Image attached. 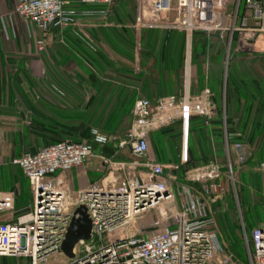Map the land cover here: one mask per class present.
<instances>
[{"label":"built area","instance_id":"2783aa9c","mask_svg":"<svg viewBox=\"0 0 264 264\" xmlns=\"http://www.w3.org/2000/svg\"><path fill=\"white\" fill-rule=\"evenodd\" d=\"M119 1L16 0L14 13L45 33L63 28L78 15L72 5L114 6ZM153 6L159 12L176 11L177 20L169 26L184 32L190 42L195 32H220L228 60L234 46L244 55L264 53V0H155ZM37 47L40 51L45 48L44 39L38 40ZM210 95L211 88L205 87L194 99L187 81L182 94L156 101L138 98L132 108L131 124L123 135L92 130L98 144L129 147L140 159L115 162L102 156L103 164L123 172L130 166H142L146 175L141 174L140 179L134 176L122 182H96L78 191L67 187L62 174L84 166L96 155L93 146L83 141L55 142L38 149L36 154L14 156L11 163L21 168L32 184L34 198L28 212L16 221L0 220V257L51 264L50 258L62 251L75 211L85 206L92 220L91 238L80 240L74 257L65 264H264V225L255 228L250 237L245 236L251 249L249 262H242L220 237L211 215V205L219 195L205 197L191 187L183 191L182 208L166 218L171 223L167 221L159 227L161 222L156 220L153 231H127L135 219L174 196L165 176L168 166L148 156L149 132L177 121H182L187 129L193 114L211 117L214 103ZM237 150L243 161L245 147L238 144ZM220 172L219 164L214 163L208 171L189 179L209 180L212 183L207 187L211 190H224ZM11 211H15L14 192L0 190V214Z\"/></svg>","mask_w":264,"mask_h":264},{"label":"crops","instance_id":"0c3cea01","mask_svg":"<svg viewBox=\"0 0 264 264\" xmlns=\"http://www.w3.org/2000/svg\"><path fill=\"white\" fill-rule=\"evenodd\" d=\"M122 1L114 6L72 5L78 15L73 16L63 28L43 33L15 16L16 0H0V166L6 164V159L11 161L13 156L30 152L32 147L38 150L47 146L46 140L52 138L53 132L50 131L59 133L54 128L38 129L40 123L84 121L86 111L92 122L102 123L101 107L121 108L114 123L128 122L126 118H130V108L138 98L156 101L171 94H182L187 81L193 98L200 96L203 88L197 72L192 71V75L188 72V64L194 60L192 43L196 38L193 35L190 42L184 32L169 26L177 20L176 11H156L153 6L155 0H138L140 6H121ZM39 39H44L46 44L45 58L49 64L44 74L46 82L26 84L20 81L21 62H29V74L36 79L43 78L44 67L38 66L37 60ZM68 59L76 61L71 68L75 69L76 75L84 77V81H69V72L63 71V67L69 66L64 62ZM87 78L93 82H88ZM243 102L236 105L235 113L245 108ZM257 106L254 105L252 121L251 116L248 120L252 123V136L244 134L246 142L243 143L248 152L259 160L264 156V107L260 104L257 110ZM25 122L32 129L29 135L25 132ZM177 123L168 126L165 131L149 132L150 158L164 165L179 166L186 163L190 156L195 157V149H190V132L185 125L184 131H181ZM33 125H36L34 129L31 128ZM175 137L179 140L178 155L176 150H172L171 156L167 153L160 155L157 146H152L155 143L159 148L168 150L169 140ZM212 139L213 136L211 142ZM233 151L236 155L234 148ZM95 154L84 166L62 174L67 187L78 191L102 180L118 179L103 164L102 156H110ZM137 160L140 159L136 157L132 162ZM137 166H130L128 170L132 174L137 170L143 171L145 176V169ZM202 167L208 166L203 164L193 170ZM79 178H84L85 184L80 185ZM172 181L175 185L179 184L176 192H181L180 185L183 191L189 187ZM225 199H222L223 205L217 208L218 214L228 209ZM183 204L184 200L181 207ZM29 207L26 209L29 210ZM259 223V226L264 225V219ZM218 233L225 240L220 230Z\"/></svg>","mask_w":264,"mask_h":264},{"label":"rangeland","instance_id":"374dc122","mask_svg":"<svg viewBox=\"0 0 264 264\" xmlns=\"http://www.w3.org/2000/svg\"><path fill=\"white\" fill-rule=\"evenodd\" d=\"M122 2L123 3H121L122 4L121 6H140L138 0H124ZM15 16L23 20L18 15H15ZM40 33L43 34L42 32ZM200 36L201 35H199V37ZM196 37L198 38V35ZM193 43H192V46L194 48L193 55H195V48L196 50L198 49L199 43H197V40ZM235 49H236V46H234V50L232 52L233 54H237L240 56H249L246 58V61L244 63H240V66H239L240 71L244 74L245 73L250 74V76L253 79L256 78V79H260L261 81H264V58H255L257 55L264 56V53H254L250 55H244L240 52H237L236 51L237 49L236 50ZM37 54L39 56L38 57L39 59H37L39 60L38 66L41 65L42 67H44L43 68L44 73L42 76L43 78L37 77L36 79L34 76H32V74H29L30 73L29 71L30 65L28 64L29 62H24V63L21 62V66H20V71L22 72L21 78L23 82L26 84L28 83H43L44 84L46 82V76L44 74L46 71L45 69L48 68V65H49L48 61L45 58L46 44H45V48L42 51H40L37 48ZM194 61L195 60L192 61V64L191 63L188 64V72H190V74L194 70L197 72L199 82L201 84V88L203 89L205 87L211 88L212 85L214 86V88H217L216 81L212 80V74H211L212 66H209V65L207 66L206 64H201V65L195 64ZM64 62L65 64L68 63L69 66H67L68 68L63 67V71L67 70V72H69L68 74L71 77H73V78L69 77L70 82L76 81V79L77 80L79 79L78 81H81V82L82 80L84 81V77L76 75L75 69L71 68L72 65L73 66L76 65L75 60L68 59ZM231 65H229V60L227 56H225L224 61L221 63V66L223 68V79H222V85L220 84L221 85L220 92L224 90L223 94H226L225 85L227 84V75H228L227 73H228V70H230L229 68H231ZM56 78H59V77H56ZM247 78L250 79L249 77ZM87 81L93 82V80L89 78H87ZM192 86L193 85H191V88ZM263 86H264V82H263ZM41 93L46 94L45 91H41ZM221 95L222 94H220V96ZM132 108H130L131 112L129 111L128 113L130 115V118L129 117L126 118L128 119V122L125 121L119 126V128H117L116 123L112 124V123H107V122H104V123L102 122L101 124H98L94 127L99 126L100 128L106 130L107 132L113 133V134H124L131 124ZM245 108L244 107L240 108V111L242 110V112L240 113L239 111L238 112L239 115L245 112L246 110ZM88 114L89 113L86 111V115H85L86 118H88L87 117ZM23 120H24V117H23ZM199 121L200 120L198 119L191 118L189 119L188 125H187V129L190 132V139H191L190 149L192 150V148H194L195 151H197L196 147L198 144L197 143L198 142L197 140L198 131L197 130H199V127H202V124ZM43 123L38 124V126L45 128V129L51 128L49 125L46 126V123L44 124ZM177 125H179L178 128H180L181 131H184V123L182 121H178ZM24 126L26 127L25 129L26 134L28 135L31 134L32 129H29L30 126H28L26 122L24 123ZM35 127L36 125L31 126V128L33 129ZM167 127H164L162 129H164L165 131L166 130L165 128ZM206 130L211 131L210 127H208V129ZM226 132L227 131H226V126H225L224 135L217 136V137L213 136V139H212L213 144H215L216 146L215 151H213L214 156L212 157V161L217 162L220 165V168H221L220 173L222 176V183L224 186V190L218 187L211 190L210 186L207 187L208 183L209 185L212 183L209 180L207 181L204 179H201V180L189 179L190 177L197 178V176L201 175L204 170L208 171L209 170V167H207L208 164L204 165V167H207V168L202 167L201 169H195V170L190 171L187 175L189 176L187 177V181L197 182V183L200 182L199 185L205 197H209V195L210 196L219 195V198L217 199V201L212 203V208L215 211V217H216V229L218 230L219 228L221 233L225 235L224 237H225V240L227 241L228 249L230 250V252L233 253L234 256H236L242 262L248 263L249 257H250L249 251L251 248L249 249V246L246 245L245 236L246 235L249 236L251 231L255 227L260 225L259 221L264 219V164H263L264 156H262L263 158H260L261 160L260 159L258 160V158H256V156H254L252 153H249L247 149L244 160L243 161L239 160L236 145L238 144L237 142H239L240 140L236 141L235 139H233L234 143L232 145H227L228 143H226L227 140L225 139ZM178 142L179 140L176 137L175 139L169 140V147L171 151L170 149H168V145H167L168 150H165L162 147L159 148V146L156 145L155 143L154 144L152 143V146L153 147L157 146L156 148L160 150L159 151L160 155L169 154L171 156L172 150L173 151L176 150L175 153L176 155H178V153H180ZM242 142L245 143L246 141L242 139ZM111 145L115 146L113 144ZM176 147H178V149H176ZM233 148L237 156L233 154L234 152ZM119 152H120V156H117L116 158H112L115 162L126 161L130 163L136 160V157L132 154L129 147L122 148ZM176 160H178V157L176 158ZM137 161L139 162L140 160H137ZM5 163H6L5 165L0 166V190L14 192L15 211L5 212V213L0 214L1 221L13 219L14 217L17 216L15 212L19 211V209H21L22 207H25V210L24 209L23 211L21 210L22 211L21 213L23 214L27 213L28 210H26V207L31 206V204L33 203V198H34L33 186L30 183V181L26 178L23 171L19 167L13 165L10 159H6ZM229 164L231 165V168ZM110 169L111 168L108 169L109 172L111 173L113 172L114 176L118 178L116 180L117 182H122L126 178L134 177V176L140 179L141 178L140 175L144 173L143 171L137 170L135 174L134 172L132 174L131 170H128V168H126L125 172H123V170L118 169V167L117 169H113V168L111 170ZM175 174H176L175 169L171 167H168L165 169V176L166 178H169L168 180H170V182H168L170 184L169 187L171 190H174L175 188L174 191L176 192L179 184L175 185L174 182L171 180V177H174ZM78 181L80 185L85 184L84 178H79ZM102 182L104 181L103 180L99 181V183H102ZM106 182H110V181H106ZM178 183H182L186 185V179L184 178L183 180L178 181ZM180 187H181V192L180 193L179 191L176 192L177 194H175L174 199L172 198V199L163 201L156 208L149 210L142 217L135 219L134 222H132V224L127 228V231L130 234L139 233L141 231H144V232L153 231L157 228L153 226V223L156 220H160L161 222V225H158L159 227L160 226L163 227L164 224H167V221L171 223L172 220L171 219L167 220L166 218L172 216L176 212L177 209H180L181 204L184 200L182 185H180L179 188ZM224 198H226L225 200H226L228 209L226 212L218 214L217 208L220 207L219 205L221 206L223 205L222 199ZM163 213H166V216L163 217L162 215ZM117 235H119V233H117ZM69 260H70V257H68L63 251H61L56 256H52L50 258V263L56 264L58 262L60 264H65ZM30 261L31 260L29 258L0 257V264H30Z\"/></svg>","mask_w":264,"mask_h":264},{"label":"trees","instance_id":"16d2710c","mask_svg":"<svg viewBox=\"0 0 264 264\" xmlns=\"http://www.w3.org/2000/svg\"><path fill=\"white\" fill-rule=\"evenodd\" d=\"M197 35L198 38L196 37ZM199 35L201 36L199 37ZM195 38L197 40V43H199L198 49L196 50L195 48V55L193 57V59L195 60L194 61L195 64H200V65L208 64L209 66H212L211 68L212 80H215L217 84V88H214L213 85L211 86L210 98L211 101L214 103V106L212 107L211 117H206L197 114H193L190 116V119L196 118L200 120L199 122L202 124V127H199V130H197L198 131L197 134L198 144L196 147L197 151L195 152V157L190 156L186 163L180 164L178 168L175 169L176 174L175 176L173 175L174 177H171V180L180 181L185 178L186 185L193 187L195 191H197L198 193H202L201 187L199 185L200 182L197 183V182L187 181V177H189L187 176L188 173L200 165L208 164L209 167L214 162L212 161V157L214 156L213 151L215 150V146L212 144L210 138L211 136L214 137L223 136L225 126H226L229 145H232L234 143L233 139H235L236 141L240 140L237 143L243 144L242 139L245 138L244 134L246 135L248 134L249 137L252 136L251 121H252V115L254 114L253 112L254 105L255 106L256 104L258 105L257 110L260 104L262 107H264L263 104L264 81H261L260 79H256V78L253 79L250 76V74H246V73L244 74L240 71V67H239L240 63H244L246 61V58L249 56H240L232 53V55L229 58V65H231V63L232 65L231 68H229L230 70H228L227 84L225 85L226 94H223L224 90L220 92L222 79H223V68L221 66V63L224 61V58L225 56H227V53H226L225 43L221 38V33L212 32L209 34L207 32H195L194 39ZM255 58H264V56L257 55ZM68 76L70 78H73L70 75ZM247 77H249L250 79H248ZM20 81H23L22 78L20 79ZM220 94L222 95L220 96ZM259 98L263 100L259 101L258 100ZM239 102H243L242 103L243 106H246L245 112L242 113L241 115H239L238 112L235 113L234 111L236 105ZM86 110H88V107H86ZM121 110H122L121 108H116V107H107V108L101 107L100 108V112L102 113L101 117L104 119L102 122L114 124ZM243 114H245L244 119H242ZM250 116H251L250 119L251 121L248 123ZM106 118H108V120ZM79 120H80L79 122L74 120L69 122H65V121L63 122L49 121L48 123L46 122V126L49 125L51 128H54V130L57 131L59 130V133L50 131L53 133L51 134L52 138L46 140L47 146L55 142L66 141V140L83 141L91 144L96 153H105L106 155H109L110 158H116L117 156H120L119 151L121 149L118 147L117 143H109L104 145L98 144L94 140V135L92 133V130L96 128L100 132L107 135L113 133L107 132L106 130L100 128L99 126L94 127L101 123L92 122L91 118H85L84 121H81V119ZM241 120H243V123L241 122ZM207 121H209V124H207ZM121 124L122 123H117V128H119ZM248 124L249 126H247ZM208 127H210L211 131L206 130L208 129ZM38 129H43V128L38 126ZM117 135L121 136L123 134H117ZM111 144L115 146H112ZM22 211L19 210L15 212L17 215L16 217L5 221H13V222L16 221L17 217L23 214L21 213Z\"/></svg>","mask_w":264,"mask_h":264},{"label":"water","instance_id":"95a60500","mask_svg":"<svg viewBox=\"0 0 264 264\" xmlns=\"http://www.w3.org/2000/svg\"><path fill=\"white\" fill-rule=\"evenodd\" d=\"M30 152L37 153V149L32 147ZM92 220L85 206H80L75 211V215L69 226L66 239L62 244V251L70 258L74 257V249L80 240L91 238Z\"/></svg>","mask_w":264,"mask_h":264},{"label":"bare ground","instance_id":"6f19581e","mask_svg":"<svg viewBox=\"0 0 264 264\" xmlns=\"http://www.w3.org/2000/svg\"><path fill=\"white\" fill-rule=\"evenodd\" d=\"M225 139L227 140L226 141V143H228V137H227V132L225 133ZM239 144V143H238ZM237 144V145H238ZM227 145H229V144H227ZM237 145H236V149H237ZM241 145H243L244 147H245V145L244 144H241ZM246 149V148H245ZM247 150V149H246ZM237 152H238V150H237ZM214 163H217V162H213L212 164H214ZM211 164V165H212ZM218 164V163H217ZM164 165V164H163ZM165 166H168V167H171V168H173V169H176V168H178V165H165ZM220 166V165H219ZM231 166V165H230ZM18 167V166H17ZM138 167V166H137ZM168 167H166V168H168ZM210 167V166H209ZM143 168V167H142ZM21 169V168H20ZM221 169V168H220ZM205 180V179H204ZM208 181V180H207ZM187 186H189V185H187ZM189 187H191V186H189ZM192 189H193V191L195 192V193H197V194H203V193H198L197 191H195V189L193 188V187H191ZM170 191L174 194V192L170 189ZM183 194H184V192H183ZM175 195V194H174ZM174 197V196H173ZM182 208V207H181ZM211 215L215 218V220H216V217H215V211L213 210V208H212V205H211ZM263 226V225H262ZM257 227H260V226H257ZM257 227H255V228H257ZM254 228V229H255ZM253 229V230H254ZM253 230L251 231V234H252V232H253ZM251 234L249 235V237L251 236ZM246 236H248V235H246ZM246 242V241H245ZM233 254V253H232Z\"/></svg>","mask_w":264,"mask_h":264}]
</instances>
